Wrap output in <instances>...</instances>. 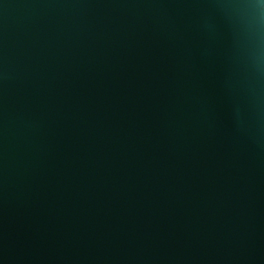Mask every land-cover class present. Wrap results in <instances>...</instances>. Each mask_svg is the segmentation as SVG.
Listing matches in <instances>:
<instances>
[{
	"label": "water",
	"instance_id": "1",
	"mask_svg": "<svg viewBox=\"0 0 264 264\" xmlns=\"http://www.w3.org/2000/svg\"><path fill=\"white\" fill-rule=\"evenodd\" d=\"M0 264H264V0H0Z\"/></svg>",
	"mask_w": 264,
	"mask_h": 264
}]
</instances>
